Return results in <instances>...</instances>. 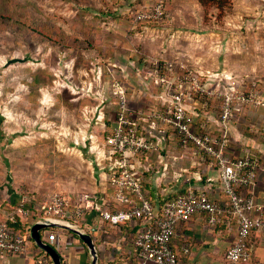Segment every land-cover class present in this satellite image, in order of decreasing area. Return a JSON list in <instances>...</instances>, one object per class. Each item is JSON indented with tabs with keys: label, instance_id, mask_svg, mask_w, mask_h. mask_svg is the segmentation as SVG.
Masks as SVG:
<instances>
[{
	"label": "rangeland",
	"instance_id": "obj_1",
	"mask_svg": "<svg viewBox=\"0 0 264 264\" xmlns=\"http://www.w3.org/2000/svg\"><path fill=\"white\" fill-rule=\"evenodd\" d=\"M154 1L0 0V202L12 183L40 199L92 191L90 147L100 166L105 161L106 147L88 134L100 107L82 116L78 99L105 95L104 52L123 65L128 51L170 52L201 82L251 87L264 101V0H163L161 20L132 26L133 13ZM38 68L53 78L35 89ZM256 117L264 120L261 104L236 116L246 124Z\"/></svg>",
	"mask_w": 264,
	"mask_h": 264
},
{
	"label": "built area",
	"instance_id": "obj_2",
	"mask_svg": "<svg viewBox=\"0 0 264 264\" xmlns=\"http://www.w3.org/2000/svg\"><path fill=\"white\" fill-rule=\"evenodd\" d=\"M164 16V2L157 0L137 10L133 22H155ZM153 72L166 97L165 102L153 110H139L135 113L128 106V89L117 80L112 82L117 112L111 134L106 141L109 150L105 154L108 160L107 181L112 190V201L117 207L109 209L92 201H72L67 194L53 192L47 195L45 203L39 209L42 214L37 219L54 218L80 225L86 210L93 209L102 220L112 225L139 221L133 240L136 264H144L147 261L180 264L171 246L176 225L189 220L195 213H204L207 223L214 226L220 220L222 208L212 201L206 192L192 189L167 198L159 210L155 207L142 179L147 166L137 155L163 149L165 142L160 136L146 129L144 133L139 127L140 117H143L145 122L156 118L161 130L165 128L173 131L174 148H191L196 155L209 159L218 168L221 189L227 199L223 210L230 219L234 218L237 222V233L226 250L225 264H243L250 258L247 246L250 231L264 230V205L257 203L251 195L241 192V188L254 183L260 162L250 150L237 157L227 153V127L241 103L253 101L256 104H264V101L257 99L255 93L209 89L193 70L182 63L158 61ZM195 93L220 100L217 107L220 136L212 134L205 123H201L199 128L194 127L191 103ZM144 159H148V156ZM172 159L176 160L177 155ZM162 168L166 170V163ZM16 212L22 215L30 214L23 202H20L14 213L7 216L6 220H0V255L24 253L32 244L29 233H18L9 226L7 220L14 222ZM36 264H52V261L48 254L41 253L36 258Z\"/></svg>",
	"mask_w": 264,
	"mask_h": 264
},
{
	"label": "crops",
	"instance_id": "obj_3",
	"mask_svg": "<svg viewBox=\"0 0 264 264\" xmlns=\"http://www.w3.org/2000/svg\"><path fill=\"white\" fill-rule=\"evenodd\" d=\"M188 11L189 10H187V12ZM134 24L135 22H133L132 26H134ZM150 54H144V60L150 61L154 65L158 61H173V59H170V57L173 56L170 52L166 53L163 51L162 53L157 52ZM117 55H119L118 52L115 56ZM137 55V51L135 54L130 51L126 52L122 57V61H125L124 65L117 63L118 59L117 57H115L116 59L114 58V54L110 56L109 59L116 61L118 67L121 69L122 75L131 77V80H129L132 86V88L129 89L131 100H136V95L137 97H141L140 94L143 92L146 93L143 98H138L139 101L142 99L138 104L139 107H141L139 110H147L148 108L145 106H149V104L144 105L142 102L149 103L148 100L151 98L153 99L152 105L159 107L160 104L166 100L165 91L159 87L158 83L156 85L154 82H149L141 74L144 65L141 61L142 59L140 60V57ZM133 79L136 81L135 83ZM224 80L227 81V79ZM211 81L212 77L206 78L205 81L203 80L205 87L218 91L237 90L234 88L224 89V87L222 89L220 87L216 88ZM107 89L109 90V86L106 88V96L108 94ZM105 98L106 97L102 95L101 99H99L101 105L106 101ZM216 101L218 100L213 98L211 104L209 103L207 105V102L194 100L191 103V111L195 112L196 108H200V115L197 116L196 114V116H194L195 128H198V125L201 123H205L206 128L218 137L220 136V130L217 118L218 110L216 107H218L219 104L216 105ZM253 104L257 106L254 102L249 106ZM261 105L264 106V104ZM98 112L97 110V115ZM201 112L205 114L202 115ZM97 115L96 118L101 117ZM148 121L150 124L149 122L144 124L146 126L145 129L160 136L161 140L165 142L164 147L167 145L164 150H166L169 145L174 148L175 135L173 131L165 128L161 130V128L159 129L153 125L151 120ZM236 121L239 122L237 119L231 120L227 127L229 140L227 151L232 156H239L244 151L252 149L260 157L261 163L256 180L253 184L241 188V192L245 195H251L257 203L264 205V138L259 134L261 130L259 123L261 120L256 117L255 123H249L251 129L255 132L249 135L245 133L246 130L244 128L235 125L234 122ZM90 133L91 131L88 132V134ZM91 149L92 146L90 147V150ZM174 149L180 154H174L175 156H180L177 165L180 166V169L185 170L186 175L180 176L178 173L165 175L163 173L165 170H162L163 168H159L157 172H153L149 177L151 183L146 186V191L153 204L159 205L161 198L169 193L173 194L181 192L184 189H192L194 191L206 192L208 197L221 205L223 210L226 206L227 199L222 192L221 183L219 181V170L214 163L209 159H202L199 155H196L191 148ZM88 150L89 148H87V151ZM90 150L88 152L92 155V162L95 164L94 168L96 169L98 181L96 183L94 182V185L91 184V192H74L67 195L84 202L92 201L107 208L109 204L113 203L111 198L112 190L107 181L108 168L106 166L108 160L104 151L102 155L105 160L104 165L100 166L95 152ZM142 162L147 166V169L151 167L149 159H143ZM161 177H165V183L163 184L159 182ZM6 189V195H4L2 202H0V220H6L7 216L14 213L16 210L15 206L20 202L25 201L27 202V206L33 205V207L36 208L42 201L45 202L47 197L44 193L41 194V199L33 194L28 195L29 193L27 191L21 192L18 184L14 183H12L11 187L7 186ZM2 203L5 205L4 208L1 207ZM6 205L10 207V210L7 209ZM37 220L38 219L27 220L29 223L28 233L30 237L31 226ZM8 221L10 220H7V222ZM138 222L139 221L132 220L122 224L112 225L108 221L102 220L95 210L88 209L80 221V226L91 235L96 244L98 264H136L137 257L133 245V238L139 227ZM236 233V220L234 218L230 219L223 211L220 213L219 222L214 226L207 223L204 213H195L189 220L180 222L176 225L175 233L171 240V246L180 264H225L226 250L234 241ZM40 235L43 240L49 242L57 249L62 257L63 264H90L91 259L87 245L74 231L51 226L41 228ZM248 246L250 258L243 264H264V230H252L249 234ZM40 250L42 249L37 245L34 247L31 244L24 253L0 255V264H36L37 256L44 252ZM144 264L161 263L147 261Z\"/></svg>",
	"mask_w": 264,
	"mask_h": 264
},
{
	"label": "trees",
	"instance_id": "obj_4",
	"mask_svg": "<svg viewBox=\"0 0 264 264\" xmlns=\"http://www.w3.org/2000/svg\"><path fill=\"white\" fill-rule=\"evenodd\" d=\"M200 1L203 2V3L205 2V0H200ZM136 12L137 11H135L133 13V17H134ZM138 23H143V22H138ZM152 23H154V22H145V23H143V25L152 24ZM112 55H113V50L110 51L109 53L104 52L102 54V57H103V60H104V62H102V69L104 70L103 74H104V76H106L107 81L109 83V85L106 84V88H108V86H109V90L107 89L108 90L107 91L108 94H107V96L103 95V96L106 97L105 98L106 101H104L103 104L101 105L100 104L101 101H99L98 98H95L94 97L95 95L93 93H91L90 95L87 94V96H82V97H80L78 99V109H79L80 113L82 114V116L84 114V111H86V112H88L90 114L93 110H96V108L100 107V109H99L100 111L98 112V115L101 116V117L100 118H96L93 121L94 129L91 131L90 135L93 134L95 136V139L100 144H102L104 147H106L105 148V152H108V150H109V145L106 143V141H107L108 136L111 134L112 127H113L114 120H115V116H116V112H117L116 97H115V95H114V93L112 91V88H111L112 87V82L117 80V81H119L122 85H124L128 89V92H127L128 106L135 113H137L139 111V109L141 108V107H139L138 104H139V102L142 101V99L139 101L138 98H143V96H145V94H146L145 92H143L142 94H140L141 97H137V95H136L137 99L136 100H133V99L131 100L129 89L132 88V86L130 85L129 80L126 77H124V75H122L121 69L118 67L117 63L112 61L111 59H109L110 56H112ZM137 56L140 57V60L142 59L141 61H142L143 65H144L143 70L141 71V74L146 78V80H148L149 82H154L157 85L158 82H157V80L155 78V75H154V72H153L155 65L152 64V62H150V61L144 60L145 58H144L143 55H137ZM159 63H161V61H159ZM175 67L179 68L176 65H175ZM45 73L46 72L44 70L39 69V68L34 70V71H31V77L33 79L30 82V86L34 87L36 89V88H40L41 86L50 84L52 82V78H53L52 76L53 75H51L50 73H47L46 77H43V76L40 75V74H45ZM202 83H203V81H202ZM240 89L237 88V90L242 91V92H244L246 94L247 93H256V92H253L252 90H250L251 87L250 88H241L240 87ZM252 89L257 91L256 87H252ZM105 94H106V89H105ZM193 98L196 101L207 102L206 104L208 105L209 103L211 104L212 99L214 97L205 96V95L201 96L198 93H195ZM148 101H149V103L148 102H142L144 105H146V104L148 105L149 104V106H145V107H147L149 110H153V109L157 108L154 105H152V101H153L152 98L149 99ZM219 103H220V100L216 101V105H218ZM251 103H253V101L241 103L240 106L238 105L239 106V110L234 111L231 120L233 121V120L237 119L236 116L239 117L240 114L243 112V110L246 107H248ZM217 112H218L217 113V118H218L219 111H217ZM196 114H197V116L200 115V108H196V110L194 112V116H196ZM201 114L204 115L205 113L201 112ZM142 116L145 117V115H142ZM261 119H263V118H259V120H261ZM139 121H140V125H139L140 129H142L144 131V133H146L145 128L143 127V125L147 124L148 122L143 121V117H140ZM151 121H152L153 125H155L159 129L161 128L159 120H157L156 118H152ZM236 122H234L235 125L241 126L240 128H244L246 130L245 133H247L248 135L255 133V132H253V130L249 126V123L246 124V122L244 123V122H241V121H239L237 123ZM253 122L255 123L256 120L251 121L250 123H253ZM259 124H260V127H261V130L259 131V134H261V136L263 137L264 136V120L260 121ZM247 125H248V127H247ZM198 126H200V125H198ZM228 145H229V143H228ZM165 147L163 149L158 150V151L142 152V153H139L137 155V156H139L142 159H144V157L148 156L149 164L151 165V167L149 169H147L146 171H144V173L142 174V179H143V183H144L145 188H146V186L148 184L151 183V181H149L150 175L153 172H155L157 169L162 168L165 163H166V170H165V173H164L165 175L173 174V173H178L180 176H185L186 175L185 174V170L180 169V166L177 165V162L179 161V158H180L179 152L177 150H175L173 148V146H171V145H169V147L166 148V150H164ZM250 151L252 153H254L258 157L259 162L261 163L260 157L252 149H250ZM227 153H229V152L227 151ZM174 154H179V155H177V159L176 160L172 159V157L175 156ZM158 155L161 156L160 157L161 159H158V157H159ZM234 157H237V156H234ZM257 173H258V171H257ZM164 179H165V177L164 178L161 177L159 182L162 183V184L165 183ZM163 186H165V185H163ZM185 190L186 189L182 190L181 192H176V193H173V194L169 193V194L165 195L163 198H161V201H160L159 205H155V207L159 210L161 208V206L163 205L164 201L167 198L175 197L177 194L183 193ZM71 199H72V201L75 200L74 198H71ZM212 201H213V199H212ZM44 203L45 202L42 201L39 204V206L35 208V207H33V205H28L27 206V202L24 201L23 204H24L25 208H27L30 211V214L29 215H22V214L16 212L14 214L15 221L14 222L13 221H8L9 226L14 231H16L18 233L27 234L28 233V225H29L27 220L28 219L36 220L42 214V212L39 209H40V207L43 206ZM18 205H16L15 208H17ZM115 207H117V206L114 203H111V204H109V206L107 208L113 209ZM220 207H221V205H220ZM222 211L224 212V210H222ZM120 224H122V223H120ZM253 230H255V229H253ZM251 231H250V233H251ZM134 237H135V235H134ZM248 238H249V236H248ZM133 240H134V238H133ZM31 241H32V245L34 247H36V245L34 244L32 238H31ZM247 246H248V241H247ZM40 251L43 252L42 250H40ZM43 253H45V252H43Z\"/></svg>",
	"mask_w": 264,
	"mask_h": 264
},
{
	"label": "water",
	"instance_id": "obj_5",
	"mask_svg": "<svg viewBox=\"0 0 264 264\" xmlns=\"http://www.w3.org/2000/svg\"><path fill=\"white\" fill-rule=\"evenodd\" d=\"M61 227L64 229L72 230L78 234V236L84 241L87 245L89 255H90V264H98V251L96 244L89 233H87L80 225L73 224L70 221H62L60 219H50V220H37L31 226V237L34 240V243L42 249L50 257L52 264H63L62 257L60 253L54 248L49 242L43 240L40 235V229L44 227Z\"/></svg>",
	"mask_w": 264,
	"mask_h": 264
}]
</instances>
